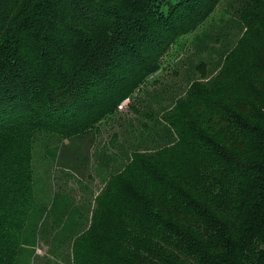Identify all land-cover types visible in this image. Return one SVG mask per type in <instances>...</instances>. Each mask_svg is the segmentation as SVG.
Returning <instances> with one entry per match:
<instances>
[{
    "label": "trees",
    "instance_id": "1",
    "mask_svg": "<svg viewBox=\"0 0 264 264\" xmlns=\"http://www.w3.org/2000/svg\"><path fill=\"white\" fill-rule=\"evenodd\" d=\"M220 1L0 0V264H32L47 217L73 214L68 264H264V0H242L235 44L157 111L161 133L103 179L89 216L34 186L37 139L151 119L162 55Z\"/></svg>",
    "mask_w": 264,
    "mask_h": 264
},
{
    "label": "rangeland",
    "instance_id": "2",
    "mask_svg": "<svg viewBox=\"0 0 264 264\" xmlns=\"http://www.w3.org/2000/svg\"><path fill=\"white\" fill-rule=\"evenodd\" d=\"M242 0H221L204 22L195 30L182 35L170 45L161 57L160 68L153 73L147 92L142 94L144 108L151 111V119L136 114L139 121L129 127L122 119V126L115 120L106 122L91 139L86 137L63 140L56 149L55 137L39 138L33 150V175L37 198L49 202L55 190L68 196L57 198L56 206L67 204L89 216L94 204V196L111 172L122 167L129 159L130 151L144 148L154 143L161 133V125L153 118L158 110L167 105L181 92L192 78L199 75V64L207 70L214 60L230 49L238 39L241 26L237 19V8ZM127 101L121 102L122 112L127 109ZM141 122L147 123L148 132ZM159 131V132H158ZM116 132L115 146L110 147V136ZM47 145V146H45ZM87 208V209H86ZM74 214L68 219L55 223L51 216L38 236L34 246L32 264H68L66 235L73 229Z\"/></svg>",
    "mask_w": 264,
    "mask_h": 264
}]
</instances>
